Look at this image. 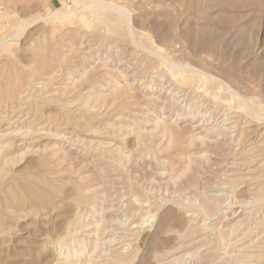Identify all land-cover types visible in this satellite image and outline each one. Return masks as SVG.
Wrapping results in <instances>:
<instances>
[{
	"label": "rangeland",
	"instance_id": "1",
	"mask_svg": "<svg viewBox=\"0 0 264 264\" xmlns=\"http://www.w3.org/2000/svg\"><path fill=\"white\" fill-rule=\"evenodd\" d=\"M91 1L0 0V264H264V0Z\"/></svg>",
	"mask_w": 264,
	"mask_h": 264
},
{
	"label": "bare ground",
	"instance_id": "2",
	"mask_svg": "<svg viewBox=\"0 0 264 264\" xmlns=\"http://www.w3.org/2000/svg\"><path fill=\"white\" fill-rule=\"evenodd\" d=\"M89 7H94V8H100V9H112L115 13H116V16L119 18V19H123L127 24L129 23V12L126 10V8L122 5H118V4H115V3H103L102 0H97L96 2H92L87 5V6H84V8H89ZM71 10L73 9H70V10H66L64 11V9H60L58 10V12H55V16L59 14H62L60 13L61 11L65 12V14H67L68 12H70ZM64 14V13H63ZM67 15H65L66 17Z\"/></svg>",
	"mask_w": 264,
	"mask_h": 264
}]
</instances>
